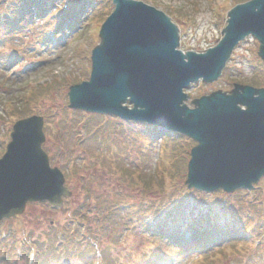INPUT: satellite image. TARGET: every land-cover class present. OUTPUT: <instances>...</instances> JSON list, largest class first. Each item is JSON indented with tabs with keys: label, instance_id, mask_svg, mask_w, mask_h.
<instances>
[{
	"label": "rangeland",
	"instance_id": "1",
	"mask_svg": "<svg viewBox=\"0 0 264 264\" xmlns=\"http://www.w3.org/2000/svg\"><path fill=\"white\" fill-rule=\"evenodd\" d=\"M19 1L26 6V0ZM27 1L34 4V8L22 17L18 16L16 27H10L14 18L11 3L17 1L1 0L4 8L0 11V154L8 139L2 133L8 132L6 130L11 128L16 117L22 115L19 112L21 107L27 106V116L43 117L46 141L42 149L48 155L50 166L63 173L64 185L71 194L62 196V209L52 208L47 202L28 203L21 215L1 219L0 264H66L67 260L69 264H91L92 261L98 264H143L148 260L145 255L159 241L150 236L159 218L156 213L153 216V209L160 204L165 211L176 203L173 202L176 193L181 194L178 199L182 197L186 192L185 174L179 172L176 179L165 183L164 192L175 190L174 196L166 203L169 195L165 198L162 191L160 193L159 179L174 159L171 153L168 156L167 149L163 161L158 158L162 141L159 136L153 139L154 128L103 115H87L70 108L67 100L68 88L88 75L90 51L99 41L96 31L102 23L101 18L96 19L97 10L102 8L98 13L102 15L112 10L111 0H98L93 10L90 9L93 0ZM246 1L155 0L153 3V0H143L170 15L177 24L178 49L183 52H201L214 46L221 38L230 9ZM64 3L68 4L67 9H64ZM178 11L183 15L177 14ZM49 30L55 34L52 44L46 40L45 34ZM257 48L258 43L250 35L240 40L227 60V73L223 70L225 75L206 84L191 83L185 89L187 99L184 103L192 108L193 100L201 95L231 91L232 82L226 77L245 80L253 73L261 77L264 70L256 56ZM13 51L17 53V59L12 60L10 54ZM138 173L152 180L149 188L142 190ZM259 184L264 188V179ZM237 194L242 198V193ZM256 194L259 197L261 189L256 190ZM219 197L211 194L210 202ZM150 201L155 203L152 209L147 203ZM140 206L149 210L139 209ZM248 207L244 198L243 205L237 206L244 214L249 212ZM73 210L80 223L95 226L96 231L104 233L99 239L93 238L98 247L85 245L84 242L92 236L88 233L87 238L81 237V229L69 222ZM55 225L64 230L59 248L55 246L60 239L56 238L55 243L53 239ZM70 238L83 241L82 246L75 249L72 245L64 248V251L72 248V255L61 248ZM258 243L245 246L255 250L256 253L251 255H237L224 249L223 252L232 257L223 261V256L214 255L215 258L208 259L219 264H264V242ZM209 249L212 246L206 251ZM175 251L169 264H189L193 259V253L177 254ZM67 254L71 256L67 258ZM101 259L102 263L99 262ZM208 263L212 261L208 260Z\"/></svg>",
	"mask_w": 264,
	"mask_h": 264
},
{
	"label": "water",
	"instance_id": "2",
	"mask_svg": "<svg viewBox=\"0 0 264 264\" xmlns=\"http://www.w3.org/2000/svg\"><path fill=\"white\" fill-rule=\"evenodd\" d=\"M114 11L91 52L88 81L70 87V106L148 122L183 134L190 150L185 183L205 192L251 188L264 176V89L234 85L193 100L184 89L218 79L235 45L247 35L259 41L264 60V0L228 12L223 36L203 53L176 50L178 28L161 10L139 0H112ZM132 105L129 107L125 103ZM43 118L13 125L0 158V220L23 213L28 201L62 205V172L49 166L41 145Z\"/></svg>",
	"mask_w": 264,
	"mask_h": 264
},
{
	"label": "trees",
	"instance_id": "3",
	"mask_svg": "<svg viewBox=\"0 0 264 264\" xmlns=\"http://www.w3.org/2000/svg\"><path fill=\"white\" fill-rule=\"evenodd\" d=\"M17 3H11V9H13L14 18L10 24L11 26H15L19 22V17H22L25 14V10H30L31 8H34V4L30 3L26 0V6H24L19 0H16ZM155 0H153V3ZM17 11L18 13L16 14ZM171 12V11H170ZM108 13V12H107ZM106 13V15H107ZM173 13H175L173 11ZM179 15L181 14L180 11H178ZM100 18V17H97ZM228 65L225 69L227 73ZM225 73V74H226ZM223 73V75H225ZM227 79L233 80L235 82L240 83H247L255 86H261L264 84H261L258 80L259 78L255 76H250L246 78L245 80L241 78L237 79H231L230 77H226ZM49 85V84H48ZM49 88V86H48ZM27 106L23 105L19 112L22 114L21 117H25L27 115L26 113ZM161 133V131L154 133V138H157L158 135ZM2 136H6L7 134L2 133ZM161 143L159 145L160 149L162 150V156L161 160L165 158V149L168 150V156L171 153L172 158L174 161H171L169 166L165 171H163L162 175H160L159 179V191L163 193V181L164 176L169 175L171 178L177 177V174L179 172L186 171V161L189 156V149L193 145V142L184 136L177 135V134H170L168 132L162 133V139ZM1 143V141H0ZM2 146V143H1ZM1 149V148H0ZM165 167V166H164ZM172 168V171H171ZM160 169V167H159ZM158 169V170H159ZM127 175H131L129 172H125ZM126 176V175H125ZM138 176L141 177L142 181V190L149 188L150 181L148 178L143 177V175L140 176L138 173ZM138 178V177H137ZM139 182V181H137ZM140 183V182H139ZM264 189V188H263ZM141 190V192H142ZM140 192V193H141ZM198 195L194 198V200L190 201L188 198L182 194L181 198H177L181 196V194L176 193L178 196H174V199H176L179 205H174L170 208L166 209V212L162 216L160 214L161 208H163L160 204L156 206L153 209V216L158 214L159 218H157V225L155 228L150 231V236L153 239H158L159 241H156L154 244L155 246L145 255L146 258H148L147 261H143V264H165L168 261V258H172L175 252H178L179 248L178 245V234L182 233L186 229H189L190 225L192 226V230H190V235H192V238L194 240V243H192L190 246L203 249L204 246H210L215 238L221 237L222 233L227 234H234L238 232L239 230L244 231V238L242 239H234L233 242H227L229 243L228 246L231 249V252H236L237 255H251L256 253L253 251L251 247L245 248V246H248L246 239L251 238H257L261 236L262 228L260 224H254L253 223V217L250 214V212L246 211L245 214L240 211V209H236L234 204L236 206H242L243 202L241 201V196L239 194L236 195V198H232V196H225L221 192L215 193L216 195H220L219 199L215 201L210 202V196L206 195L201 192H196ZM175 190L170 193V196L174 195ZM204 196V197H203ZM235 197V195L233 196ZM149 204V208L152 209L153 205L155 203L153 202H147ZM213 204H215V207H213ZM252 209L254 210V214L259 217L258 212H261L255 204H259L257 200L253 203ZM157 205V204H156ZM144 206H140L139 209H147ZM183 225L181 227L180 225ZM223 227V231L221 229ZM87 233H89L92 238L90 240L95 241V239H99L101 234L95 230V226H87ZM88 234V235H89ZM162 242H165L166 244L163 245ZM89 244V243H88ZM69 245H72L75 249L77 246L74 245L72 242L65 245V248H68ZM242 247L240 250L236 249V247ZM90 246V244H89ZM224 246V247H226ZM223 247V248H224ZM52 248V247H51ZM54 251V250H53ZM68 254H71L73 252V249L65 251ZM217 252L221 253V257L223 256V261L229 259L228 257H232L230 254H227L223 252V249H218ZM72 255V254H71ZM207 257V256H206ZM222 259V258H221ZM219 259V260H221ZM216 260V261H219ZM208 260L203 262L202 264H207ZM208 264H219L218 262L212 261V263Z\"/></svg>",
	"mask_w": 264,
	"mask_h": 264
}]
</instances>
